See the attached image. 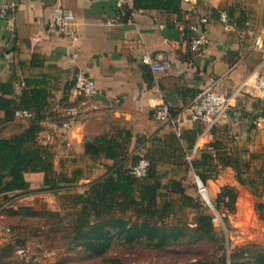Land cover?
I'll list each match as a JSON object with an SVG mask.
<instances>
[{
	"label": "crops",
	"instance_id": "obj_1",
	"mask_svg": "<svg viewBox=\"0 0 264 264\" xmlns=\"http://www.w3.org/2000/svg\"><path fill=\"white\" fill-rule=\"evenodd\" d=\"M59 6L75 17L73 38L52 26V12ZM128 11L132 24L117 20L109 26L107 21L117 16L111 0H0L1 97L17 106L32 91L45 96L38 143L52 154V174L70 172V191L81 193L114 164L129 167L144 158L156 163L163 185L176 180L193 197L185 185L194 171L185 164L184 155L200 139L203 127L182 119L174 131L154 121L151 113L159 105L183 108L214 81L221 93L241 88L242 94H249L246 98L264 104L263 93L242 88L264 53L259 34L264 25L255 22V17L264 16V0H133ZM221 12L227 13L225 23ZM200 18L207 20L209 43L195 53L187 45L188 33L181 35L177 26L187 27ZM146 52L168 60L171 68L151 72L142 64ZM77 70L91 77L97 96L76 119L66 137L70 146L65 148L57 133L62 109L78 104L71 88ZM242 94L240 101L245 98ZM29 125L30 119L15 116L6 121L0 111V138H11ZM125 133L128 141H123ZM102 137L124 143L122 156L116 160L87 156L85 145ZM214 138L210 131L201 138L196 157ZM24 179L27 191L0 196V214L47 191L44 174L25 173Z\"/></svg>",
	"mask_w": 264,
	"mask_h": 264
},
{
	"label": "rangeland",
	"instance_id": "obj_2",
	"mask_svg": "<svg viewBox=\"0 0 264 264\" xmlns=\"http://www.w3.org/2000/svg\"><path fill=\"white\" fill-rule=\"evenodd\" d=\"M255 18V22L264 25V16ZM259 34H262L260 47L264 50V32ZM255 71L264 79V53L260 65L243 82L247 85L242 84V88L256 89L254 82L249 80ZM242 93L240 90L228 125L216 128L215 138L220 139L225 151H234L243 163H248V169L243 170L242 175L253 184L239 185L230 167L218 164L201 167L203 176L199 175L204 180L199 178L208 191L211 208L201 203L193 177L189 176L185 185L200 207L213 216L212 237L194 235L190 230L195 227L191 226L193 212L175 209V215L169 216L163 225L171 235L165 246L156 247L145 240L126 245L122 238L112 235L104 254L88 252L78 246L84 236L76 238L73 233L77 210L70 199V194L76 192L75 189L70 191V172H54L52 176L55 175L59 182L58 188H53V184L44 186L45 193L9 206L4 209L5 215L0 214V264H263L264 120L254 116L260 114L264 104L254 98L248 99L249 94ZM241 94L245 98L240 101ZM225 186L232 187L236 193L234 208L231 211L229 201L225 200L218 213L214 208L217 195ZM93 229H87L86 235L93 234ZM178 231L182 234L176 236Z\"/></svg>",
	"mask_w": 264,
	"mask_h": 264
},
{
	"label": "trees",
	"instance_id": "obj_3",
	"mask_svg": "<svg viewBox=\"0 0 264 264\" xmlns=\"http://www.w3.org/2000/svg\"><path fill=\"white\" fill-rule=\"evenodd\" d=\"M45 105V96L38 91H32L31 97L24 96L17 106L0 97V111L4 112L6 121L14 116L17 109H28L31 106L30 112L33 114L30 125L24 132L11 138H0V196L27 191L29 184L24 179L25 173L44 174L45 187L53 184L55 188L59 183L52 176L50 150L38 143V134L42 130L39 122L44 118ZM254 117L264 120V107ZM217 132L216 128L210 131L214 137ZM128 139L129 135L125 133L123 141ZM123 150L124 143L117 142L116 139L107 140L105 137L84 147V153L92 159L103 156L105 159L116 160L122 156ZM185 164L188 165L186 162ZM212 164L230 167L235 172L236 182L241 186L248 187L253 184L242 175V171L248 169V163H243L234 151H225L218 138H214L200 151L191 167L201 177L203 175L200 168ZM162 178L154 162H149L146 176L142 179L129 174L128 167L123 163L114 164L103 177L89 183L83 193L70 194L72 206L77 210L73 223L74 237L84 236L83 242L78 243V246L101 255L106 252L112 235L122 238V243L126 245L145 240L156 247L165 246L171 235L163 225L169 216L175 215L177 210L182 212L183 209H189L194 214L191 222L195 227L190 229L194 235L201 238L212 237L213 216L201 208L194 197L185 193L180 182L170 180L163 185ZM201 178L204 180V177ZM162 189L166 193L161 194ZM252 194L256 195V191L252 190ZM217 198L214 208L218 213L220 204L225 200L229 201L230 210H233L236 193L232 187H223ZM125 216L127 219L124 220ZM93 227L95 233L86 235L85 231ZM181 234V231L175 233L176 236ZM223 261L225 263V259Z\"/></svg>",
	"mask_w": 264,
	"mask_h": 264
},
{
	"label": "built area",
	"instance_id": "obj_4",
	"mask_svg": "<svg viewBox=\"0 0 264 264\" xmlns=\"http://www.w3.org/2000/svg\"><path fill=\"white\" fill-rule=\"evenodd\" d=\"M113 9L117 16L115 20L107 21V25L111 26L117 20L123 23L132 24L133 15L128 11L133 0H111ZM4 14V11H1ZM227 13H220V20L225 23L227 21ZM52 26L67 38L75 37L73 30L75 17L64 7H57L52 12ZM207 20L205 18L198 19L195 23L187 27L178 24L177 29L181 35L186 36L187 45L192 52L202 51L209 43L206 32ZM142 64L153 73L165 72L171 68V63L165 59L152 58L149 53H144ZM254 82V87L260 93L264 94V79L259 77V72L255 71L249 78ZM218 82L214 81L210 85L200 89L189 102L181 109H176L168 105H159L151 113V118L157 123L178 131L182 119H186L191 123L199 124L203 127V132L196 144L184 155V161L191 167L193 160L196 158L197 152L201 148V138L211 129L224 128L231 119V111L236 106L237 98L241 88L227 95L221 93L217 89ZM247 82L243 84L246 86ZM71 88L73 95L78 99V104L72 107H65L61 111L62 122L57 133V140L65 148L70 145L67 142V135L74 127L76 119L84 111L83 109L97 96V88L94 81L85 72L77 70L71 77ZM2 96L0 90V97ZM14 116L18 119H32L33 114L30 111L17 109ZM43 146H46L45 144ZM149 167V161L142 158L135 164L128 167V172L138 179L146 176ZM197 194L204 206L211 208L208 191L200 178L194 173L193 175Z\"/></svg>",
	"mask_w": 264,
	"mask_h": 264
}]
</instances>
